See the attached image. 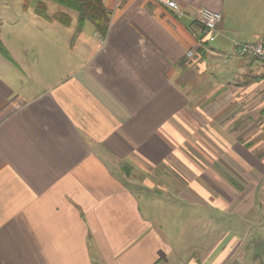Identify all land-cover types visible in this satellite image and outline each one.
<instances>
[{
    "label": "crops",
    "instance_id": "obj_1",
    "mask_svg": "<svg viewBox=\"0 0 264 264\" xmlns=\"http://www.w3.org/2000/svg\"><path fill=\"white\" fill-rule=\"evenodd\" d=\"M175 1L102 0L104 34L35 6L46 69L0 28V264H261L233 256L264 223V63L234 42H264V0ZM200 7L221 18L188 58ZM184 208L187 261L166 236Z\"/></svg>",
    "mask_w": 264,
    "mask_h": 264
},
{
    "label": "rangeland",
    "instance_id": "obj_2",
    "mask_svg": "<svg viewBox=\"0 0 264 264\" xmlns=\"http://www.w3.org/2000/svg\"><path fill=\"white\" fill-rule=\"evenodd\" d=\"M39 1H46L45 3V10L46 14L48 16H55L54 13H57L59 9L55 10L51 9L48 10L47 5L50 6H58L53 1H47V0H0V28L1 33L3 35H11L14 39L15 34L18 32L23 33V46H26L28 49L29 54L31 53V48H33V45H35V49H38L36 52L38 53L37 58H35V62H39V67L42 69L47 68V62H48V55H47V43L46 40L50 38V34H48V31L41 30L32 31V20H36L37 14L33 13V9L36 6V4ZM55 7V8H56ZM54 11V12H53ZM40 20V19H37ZM18 22L24 23V25H16ZM25 22H27L25 24ZM24 26V28H23ZM87 27V26H86ZM16 42V41H15ZM23 62V59H21ZM34 62V63H35ZM8 64V63H5ZM183 217L177 218V219H167V226L169 231L166 234L169 241H174L176 244H170L174 247V250L181 255V257L184 259V261L196 257L197 255H200L199 250H203V244H199L196 241V238H198L199 234H195L192 232V227L187 222H189L190 217L188 213L187 208H184L183 210ZM170 212H172L170 210ZM180 220H183V225L180 224ZM187 221V222H186ZM182 225V226H181ZM264 223L262 224V233H259L258 239L261 240L259 244H240L238 246V249H236L233 258H239L241 256H244L247 251L252 252L251 250L254 249L258 250L261 254L259 257L256 258L261 261V264H264ZM217 236V234H216ZM260 236V237H259ZM202 238V236L200 237ZM257 242V241H256ZM237 245V244H236ZM258 257V256H257ZM250 260L251 257H250ZM259 264V263H258Z\"/></svg>",
    "mask_w": 264,
    "mask_h": 264
},
{
    "label": "built area",
    "instance_id": "obj_3",
    "mask_svg": "<svg viewBox=\"0 0 264 264\" xmlns=\"http://www.w3.org/2000/svg\"><path fill=\"white\" fill-rule=\"evenodd\" d=\"M156 1L172 10L178 16L184 14L175 0ZM220 18L221 14L217 10L207 7H200L197 9L193 21L197 25V30L193 32L195 46L187 50L186 56L188 58L204 55V50L208 49V43L212 42L217 35V25ZM234 51L240 58L264 63L263 41L254 40L234 42Z\"/></svg>",
    "mask_w": 264,
    "mask_h": 264
},
{
    "label": "trees",
    "instance_id": "obj_4",
    "mask_svg": "<svg viewBox=\"0 0 264 264\" xmlns=\"http://www.w3.org/2000/svg\"><path fill=\"white\" fill-rule=\"evenodd\" d=\"M57 3L58 5L64 6L70 10H73L77 13L79 20L83 21L85 19L90 20L95 28L101 33L104 34L109 18V11L102 4V0H49ZM36 13L41 17H47L45 10V2L39 1L36 5ZM0 54L5 58L10 59V55L5 49L4 45L0 40ZM261 253L258 250H255L254 257H259ZM258 256V257H257Z\"/></svg>",
    "mask_w": 264,
    "mask_h": 264
}]
</instances>
